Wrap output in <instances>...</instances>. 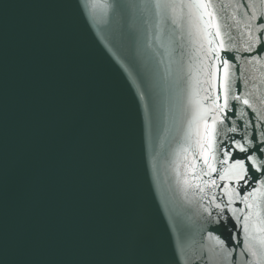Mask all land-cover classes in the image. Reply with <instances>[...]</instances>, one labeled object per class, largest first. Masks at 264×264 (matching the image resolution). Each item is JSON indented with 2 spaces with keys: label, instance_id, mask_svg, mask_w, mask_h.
<instances>
[{
  "label": "water",
  "instance_id": "obj_1",
  "mask_svg": "<svg viewBox=\"0 0 264 264\" xmlns=\"http://www.w3.org/2000/svg\"><path fill=\"white\" fill-rule=\"evenodd\" d=\"M112 2L0 0L5 264H129L180 249L181 264H206L197 257L220 251L217 235L229 248L243 246L242 229H232L240 233L234 240L213 222L219 210L210 203L208 177L199 175L212 106L201 51L209 38L195 29L189 35L185 23L183 55L164 39L163 63L139 47L144 80H134L116 43L119 20L103 6ZM237 2L244 0H216L215 22L225 42L232 37L243 48L248 30ZM241 55L236 91L264 109V59L248 63L257 53ZM217 197L226 202L219 189Z\"/></svg>",
  "mask_w": 264,
  "mask_h": 264
},
{
  "label": "snow or ice",
  "instance_id": "obj_2",
  "mask_svg": "<svg viewBox=\"0 0 264 264\" xmlns=\"http://www.w3.org/2000/svg\"><path fill=\"white\" fill-rule=\"evenodd\" d=\"M259 4L264 5V0H259ZM103 6L119 20L116 43L126 61L125 71L134 80H144V72L137 65L139 47L153 49L161 56L159 63H163V53L159 50L165 47L164 39L172 46V51L183 55L185 23L189 35L195 29L197 36L209 38L207 50L201 47V51L206 60L204 67L208 78L206 91L209 94L205 101H212V106L208 109L210 117L205 119L206 143L201 150L204 167L199 170V175L208 177L204 183L211 192L210 203L219 210L213 222L218 226L222 224L229 232L242 229L243 246L229 248L217 235L215 239L220 251H213L211 255L202 253L197 259L206 260V264L211 261L215 264H264V109L255 107L248 93H237L235 88L239 79L236 72L245 59L241 52L257 53L248 63L259 64L264 59L259 55L264 53V23H255L258 18L264 19V9L256 0L236 3V9L242 10L246 21L244 26L248 30L247 42L239 48L234 38L228 37L225 42L222 37L220 26L215 22L216 0H140L138 3L113 0ZM219 7L223 9L226 5L220 4ZM145 96L147 92H142L141 97ZM221 96L223 103L219 102ZM259 104L264 105V99H260ZM240 105L243 107H238ZM245 116L248 119H243ZM208 153H211V159ZM213 174L218 179L213 178ZM221 182H224L222 186ZM217 189L222 197L227 198L226 202H217ZM199 191L204 193L203 188ZM234 201L242 203L243 207L233 209ZM236 211L243 216L242 220L230 214ZM239 237L240 233L232 232V239ZM183 260V250L180 249L160 256L146 253L142 259L129 264H181ZM0 264H5L2 258Z\"/></svg>",
  "mask_w": 264,
  "mask_h": 264
}]
</instances>
